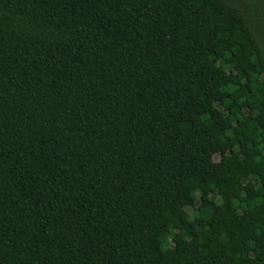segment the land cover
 <instances>
[{
  "label": "trees",
  "instance_id": "obj_1",
  "mask_svg": "<svg viewBox=\"0 0 264 264\" xmlns=\"http://www.w3.org/2000/svg\"><path fill=\"white\" fill-rule=\"evenodd\" d=\"M0 264H264V0H0Z\"/></svg>",
  "mask_w": 264,
  "mask_h": 264
},
{
  "label": "rangeland",
  "instance_id": "obj_2",
  "mask_svg": "<svg viewBox=\"0 0 264 264\" xmlns=\"http://www.w3.org/2000/svg\"><path fill=\"white\" fill-rule=\"evenodd\" d=\"M213 158H214L215 160H217V159L219 158V155H218V154H214V155H213ZM187 211L190 213V210H189V209H187ZM198 220H200V218H198ZM180 243H181V240H178V241H177V244H180ZM183 244H184V248H185L187 251H189V250L191 249L192 243H191L190 241L185 240V241L183 242Z\"/></svg>",
  "mask_w": 264,
  "mask_h": 264
}]
</instances>
